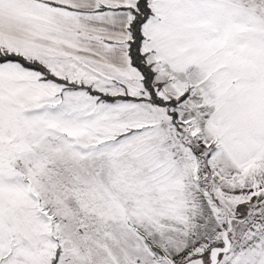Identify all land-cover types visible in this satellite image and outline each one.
<instances>
[{
    "label": "snow or ice",
    "instance_id": "1",
    "mask_svg": "<svg viewBox=\"0 0 264 264\" xmlns=\"http://www.w3.org/2000/svg\"><path fill=\"white\" fill-rule=\"evenodd\" d=\"M0 264H264V0H0Z\"/></svg>",
    "mask_w": 264,
    "mask_h": 264
}]
</instances>
